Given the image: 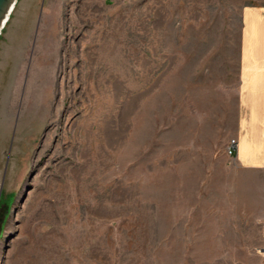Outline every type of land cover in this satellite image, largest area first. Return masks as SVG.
Wrapping results in <instances>:
<instances>
[{
	"label": "rangeland",
	"instance_id": "1",
	"mask_svg": "<svg viewBox=\"0 0 264 264\" xmlns=\"http://www.w3.org/2000/svg\"><path fill=\"white\" fill-rule=\"evenodd\" d=\"M264 0H19L0 34V264H264V167L229 153Z\"/></svg>",
	"mask_w": 264,
	"mask_h": 264
},
{
	"label": "crops",
	"instance_id": "2",
	"mask_svg": "<svg viewBox=\"0 0 264 264\" xmlns=\"http://www.w3.org/2000/svg\"><path fill=\"white\" fill-rule=\"evenodd\" d=\"M240 110L234 157L264 167V7L245 12L241 37Z\"/></svg>",
	"mask_w": 264,
	"mask_h": 264
},
{
	"label": "water",
	"instance_id": "3",
	"mask_svg": "<svg viewBox=\"0 0 264 264\" xmlns=\"http://www.w3.org/2000/svg\"><path fill=\"white\" fill-rule=\"evenodd\" d=\"M19 0H0V34L10 21Z\"/></svg>",
	"mask_w": 264,
	"mask_h": 264
},
{
	"label": "built area",
	"instance_id": "4",
	"mask_svg": "<svg viewBox=\"0 0 264 264\" xmlns=\"http://www.w3.org/2000/svg\"><path fill=\"white\" fill-rule=\"evenodd\" d=\"M238 143L236 140H232V143L229 146V153L234 154L235 151L237 150Z\"/></svg>",
	"mask_w": 264,
	"mask_h": 264
}]
</instances>
